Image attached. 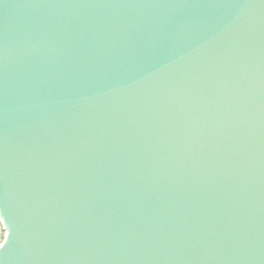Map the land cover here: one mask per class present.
I'll use <instances>...</instances> for the list:
<instances>
[{"label":"water","instance_id":"obj_1","mask_svg":"<svg viewBox=\"0 0 264 264\" xmlns=\"http://www.w3.org/2000/svg\"><path fill=\"white\" fill-rule=\"evenodd\" d=\"M0 264H264V0H0Z\"/></svg>","mask_w":264,"mask_h":264},{"label":"rangeland","instance_id":"obj_2","mask_svg":"<svg viewBox=\"0 0 264 264\" xmlns=\"http://www.w3.org/2000/svg\"><path fill=\"white\" fill-rule=\"evenodd\" d=\"M5 236H6V232H5L4 227L0 221V246L4 242Z\"/></svg>","mask_w":264,"mask_h":264}]
</instances>
